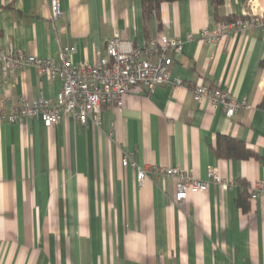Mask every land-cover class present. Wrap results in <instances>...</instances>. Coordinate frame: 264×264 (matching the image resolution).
Listing matches in <instances>:
<instances>
[{
  "label": "crops",
  "instance_id": "1",
  "mask_svg": "<svg viewBox=\"0 0 264 264\" xmlns=\"http://www.w3.org/2000/svg\"><path fill=\"white\" fill-rule=\"evenodd\" d=\"M251 1L264 6L176 0L146 17L142 0H59L62 15L53 25L51 0H0L4 47L54 59L76 47L71 63L91 65L106 56L116 31L140 43L180 38L173 76L204 79L247 102L227 117L186 87L162 84L150 93L134 87L121 110L103 108L99 125L70 116L52 127L41 117L0 118V264H264V194L251 198L264 182V28L237 31L217 46L201 39ZM61 88L34 66L0 65V108L55 99ZM219 136L245 146L219 144ZM229 148L237 155L228 156ZM125 151L149 169L142 185L134 166H122ZM167 167L201 180L217 168L230 186L210 183L177 203V179L156 172Z\"/></svg>",
  "mask_w": 264,
  "mask_h": 264
},
{
  "label": "built area",
  "instance_id": "2",
  "mask_svg": "<svg viewBox=\"0 0 264 264\" xmlns=\"http://www.w3.org/2000/svg\"><path fill=\"white\" fill-rule=\"evenodd\" d=\"M62 9L59 0H51L50 20L53 25L59 21ZM253 27L264 28V6L257 7L253 1L242 15L229 20H222L203 30L201 39L208 44L219 45L223 39L237 31H246ZM184 42L180 38L152 36L140 43L125 40L116 31L106 47V56H99L95 63L73 65L70 55L76 47H65L59 52L58 59L41 58L16 50L12 45L0 44V65L5 71L34 66L41 75L62 81V88L55 99L40 97L35 100L20 99L15 103L4 101L0 108V118L9 123H17L24 118L41 117L47 127L60 123L63 116H70L80 123L91 120L101 123L105 106L121 110L125 97L137 86L153 92L162 84L173 87L184 86L191 90L197 102L208 100L213 107L221 106L227 117H232L243 107L246 101L233 98L229 92L213 86L210 82L199 79L189 82L173 76L171 53L183 51ZM122 166L130 165L137 169V181L142 185L148 170L136 164L133 151L122 154ZM177 179L175 202L188 198L190 193L207 192L210 183L227 189L229 181L221 178L217 168L209 171L208 179H196L182 167H167L156 170ZM264 194V182L253 188L252 199Z\"/></svg>",
  "mask_w": 264,
  "mask_h": 264
},
{
  "label": "trees",
  "instance_id": "3",
  "mask_svg": "<svg viewBox=\"0 0 264 264\" xmlns=\"http://www.w3.org/2000/svg\"><path fill=\"white\" fill-rule=\"evenodd\" d=\"M166 1H176V0H142V8H143V13L146 17L150 16L153 13H157L160 9V6L163 2ZM211 3L215 8H218L223 3V0H210ZM236 17H229L224 20H229V19H234ZM222 21V20H219ZM221 141H228L230 144H235V145H240L241 147H244L245 144L243 142H238L230 137L226 136H219L218 137V143L220 144ZM243 149V148H242ZM228 156H236V152L234 149L229 148L226 152ZM250 152H247L246 156L249 155Z\"/></svg>",
  "mask_w": 264,
  "mask_h": 264
}]
</instances>
